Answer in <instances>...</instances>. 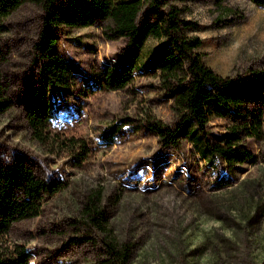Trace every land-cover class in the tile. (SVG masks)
I'll return each mask as SVG.
<instances>
[{
    "label": "rangeland",
    "instance_id": "374dc122",
    "mask_svg": "<svg viewBox=\"0 0 264 264\" xmlns=\"http://www.w3.org/2000/svg\"><path fill=\"white\" fill-rule=\"evenodd\" d=\"M171 4L196 26L183 33L202 41L194 53L217 75L264 70V7L250 0ZM40 14L25 4L0 20V85L12 102L0 115V165L21 161L63 189L40 216L0 239V261L12 260L18 247L29 264H104L105 237L85 215L95 199L109 235L131 245L128 264H264V135L260 142L244 139L239 145L251 160L229 167L220 158L204 161L186 141L161 147L142 126L149 115L166 125L175 121L173 95L150 66L163 40L149 38L137 50L126 38L106 40L100 26L57 29L54 53L70 67L72 84L50 91L47 138L33 136L24 105L36 80ZM141 15L152 18L145 8ZM131 58L134 80L127 88L98 87L99 70L121 69ZM231 125L212 119L210 142L227 139Z\"/></svg>",
    "mask_w": 264,
    "mask_h": 264
},
{
    "label": "trees",
    "instance_id": "16d2710c",
    "mask_svg": "<svg viewBox=\"0 0 264 264\" xmlns=\"http://www.w3.org/2000/svg\"><path fill=\"white\" fill-rule=\"evenodd\" d=\"M173 1L0 0V20L25 4L38 7L41 13L33 45L36 80L28 89L24 105L33 136L40 142L47 138L50 91L67 89L72 84L70 67L54 53L55 31L61 27L100 26L106 40L126 38L132 49H140L149 38L163 40L158 57L150 66L157 71L161 88L173 95L175 121L166 125L149 115L142 124L157 137L161 147H178L186 141L204 161L220 158L229 167L251 160L252 154L239 144L246 138L260 142L264 135L261 110L264 107V70L223 78L206 67L201 57L194 53L202 46V41L183 33L196 26L179 17L178 8L171 4ZM250 1L264 7V0ZM144 8L145 14L152 18L141 15ZM134 72L135 58H131L121 69L107 66L99 70L94 79L104 91H119L133 82ZM11 106V99L0 85V115ZM215 118L232 122L230 136L221 143H211L208 139L207 125ZM86 156L87 150L81 161ZM62 189L61 182L44 180L21 161L0 165V239L15 224L40 216L45 202ZM85 215L105 237L104 264H128L131 245H118L109 235L105 215L96 208L95 199L86 207ZM29 261L30 255L17 247L13 259L1 260L0 264H29Z\"/></svg>",
    "mask_w": 264,
    "mask_h": 264
}]
</instances>
